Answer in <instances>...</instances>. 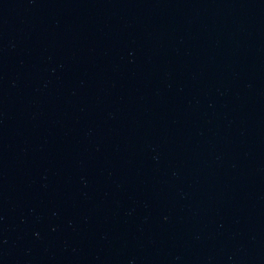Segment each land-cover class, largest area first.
Here are the masks:
<instances>
[{
    "label": "water",
    "instance_id": "obj_1",
    "mask_svg": "<svg viewBox=\"0 0 264 264\" xmlns=\"http://www.w3.org/2000/svg\"><path fill=\"white\" fill-rule=\"evenodd\" d=\"M0 264H264V0H0Z\"/></svg>",
    "mask_w": 264,
    "mask_h": 264
}]
</instances>
